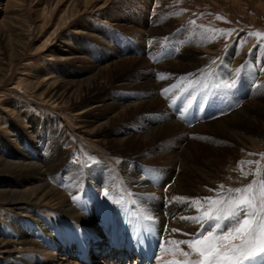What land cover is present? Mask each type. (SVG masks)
Masks as SVG:
<instances>
[{"label":"bare ground","instance_id":"6f19581e","mask_svg":"<svg viewBox=\"0 0 264 264\" xmlns=\"http://www.w3.org/2000/svg\"><path fill=\"white\" fill-rule=\"evenodd\" d=\"M21 2L20 0H0V87L7 78L8 69L14 67L24 48L25 39L23 40L21 34L24 23L16 13ZM93 2V0H74L73 4L68 7L66 17L60 18L59 24L63 26L67 22H73ZM59 3L56 8H59ZM116 13L117 11L106 20L107 23L123 25L121 14L116 15ZM152 14L154 16L155 11ZM145 15L147 16L148 12ZM93 28L95 29L94 25H84L82 29H79V33L99 36L106 43L116 41L114 32L109 28L106 29V39L102 34L94 33ZM141 30L138 29V33ZM146 36L144 34L141 37L146 40L148 38ZM152 43L154 44V41ZM52 53V57L55 54L59 60L86 59L83 51L77 49L69 53L68 57L53 51ZM126 60L122 58L115 62L111 61V64H104L95 71L92 70L91 72H94H90L89 75H84L89 71L88 66L85 65L86 69L81 68L84 72L80 77L76 74L79 68H72L71 73L74 74L72 78L54 75L55 72L59 73V68L54 67L51 72L42 75L40 79L37 77V79H31L32 81L24 82L26 89L45 102L60 108L67 105L74 107L76 115L81 118L78 128L90 135L88 139L93 145L107 148L105 144L110 145L115 141L117 150H123L131 143L141 148L130 154H122L121 161L118 163L105 159L106 161L99 162L100 169L76 164V167L69 168L66 173L62 171V168L66 167L64 164L66 155L64 156L58 139H55V131L48 127L45 131L39 129L41 122L35 120L36 118H30L27 122V108L22 112L15 107L8 106L9 109L6 112L13 118L14 123L2 120L0 114V133L5 132V137L10 142L8 144L17 148L12 151L7 149V146L2 148L0 141V175H3V178L0 177V204L11 208L12 216H23L24 211L22 210L27 211V215H24L22 220L12 219L4 228H0L1 252L12 251L11 248L4 247L5 243L10 242V232L16 236L14 237L16 242L19 240L23 244V254L17 257H20L19 262L10 261L6 264H126L127 251L116 247L121 240L134 242L140 249L144 246V242L155 249L163 245L157 250L154 264H168L170 259L167 261V252H172L173 246L166 245L165 242L174 239H188L189 237L182 233L194 234L200 229L198 223L181 219V217L199 215L200 212L197 209L205 204V201L200 200V204L192 205L181 198H190L192 196L190 194L196 190L204 195L206 188L204 185L199 187L201 184L198 185L200 179L198 175L213 171L212 168L216 165H221L226 171L232 165V160L218 155L204 157L193 153L191 147L193 138L189 140L171 138V135L182 134L184 131L189 132L193 129L192 127L186 128L187 124L180 121V116L174 115V117L171 112L152 116L153 118L144 125L127 124V119L134 118V114L139 112L142 104L149 102L148 105L154 104L164 108L165 103L162 105L163 99L158 94L160 83L156 79L157 65L153 69L156 74L150 73L151 69L137 72L131 77L135 82L125 76L113 78L114 69ZM85 63L88 61H84ZM177 64L181 65V62ZM60 71L66 73L65 68ZM260 78L262 79V75ZM136 80L141 81L139 83L149 91L147 93L146 91L139 93L131 91L122 97L116 96L115 88L125 86L131 89L138 85ZM92 97L93 101L106 97L109 102L100 99L99 104L91 105ZM251 108L243 107L229 118L218 120L214 123L215 131L230 133L242 144L250 141L260 129L264 131V111L261 113L253 110V113ZM252 113L254 115H251ZM182 116L185 115L182 114ZM122 120L125 124L121 123ZM46 123L48 124L45 121L42 125L45 126ZM242 124H247V126L244 125V127ZM263 139L260 137L258 142L261 143ZM167 141L177 147H169L171 152L163 148L160 151L162 161L159 163L150 161L148 157L150 152L155 148L165 147L163 145H166ZM177 148L182 150L179 151ZM103 164L109 165L106 168ZM168 183L170 185L167 186L168 191L166 192L163 186ZM209 187L210 185L207 187L208 190ZM81 189H87L93 200L85 198V195L74 202L73 196L76 197ZM105 192L108 193L107 196ZM165 193L168 202L161 206L163 202L159 198ZM112 195L113 199H126L127 203L135 207L142 206L151 213L153 218L146 220L144 215H139V211L131 213V210L126 208L121 213V221H118L114 218V211L99 201V197L108 198ZM42 208L44 213L38 211ZM104 212L108 214L106 218L108 221H102L97 227L99 216ZM83 215L90 217V221H85ZM158 224L165 225L166 230L163 231ZM173 228L180 229V232L173 233L171 231ZM160 237H163L162 244L158 241ZM180 247L186 249V245ZM172 257L173 260L183 259L174 250Z\"/></svg>","mask_w":264,"mask_h":264},{"label":"rangeland","instance_id":"374dc122","mask_svg":"<svg viewBox=\"0 0 264 264\" xmlns=\"http://www.w3.org/2000/svg\"><path fill=\"white\" fill-rule=\"evenodd\" d=\"M20 1H22L21 6L15 12L23 20L21 34L26 42L24 41L23 51L16 60V64L10 70L8 69L7 78L0 87V114L2 120L14 123L13 118L6 112L9 107H15L22 112L27 108V122L30 118H36L35 120L41 122L39 129L45 131L48 127L55 131V139H58L62 152L64 156L66 155V162H64L66 167L62 168V171L67 173L69 168L76 167V164L100 169V161L118 163L121 161L122 154H130L141 148L131 143L127 148L117 150L115 141L110 145L105 144L107 148L93 145L88 139L90 135L78 128L81 118L76 115L74 107L67 105L60 108L45 102L26 89L24 82L32 81L31 79H37V77L40 79L54 67L59 68V73L55 72L54 75L72 78L74 77L71 73L72 68H79L76 74L80 77L84 72L83 69H86L84 66L87 65L89 71L84 75H89L99 66L124 58L127 60L114 69L113 78L125 76L132 80L131 77L137 72L150 71V69V73L156 74L153 69L157 65L156 79L160 83L158 94L163 99L162 105L165 103L164 108L154 104L148 105L149 102L142 104L139 112L136 113L138 116L134 114V118H128L127 124L144 125L154 116L171 112L173 116H180V121L188 125L183 124L186 128H193L189 132L171 135V138L186 140L193 138L191 139L193 153L204 157L218 155L232 160V165L226 171L221 165H216L212 168L213 171L198 175L200 178L198 185L201 184L199 187L204 185L205 193L203 195L196 190L190 194L192 195L190 198L200 196L203 200V197H213L216 192L210 190H218L220 184H223L225 188L242 187L254 179L253 175H242L241 170L245 173H254L259 167L264 173V159L260 155H253L264 153V139L261 141L262 145L258 142L260 137L264 138L262 129L245 144L240 143L230 133L217 132L214 129L215 122L229 118L243 107H252V111L261 113L264 111V0H93V4L78 15L76 20L67 22L63 26L59 24V20L66 17L68 7L74 0ZM58 2H60L59 8H56ZM116 11V15L121 14L123 25L107 23L106 20ZM153 11H155L154 16ZM146 12H148L147 16ZM92 24L95 27L94 33L102 34L104 39H106V29L109 28L114 32L116 41L106 43L99 36L79 33V29H82L84 25L93 26ZM137 28L142 29L141 32L138 33ZM144 34L148 37L146 40L142 38ZM75 49L83 51L86 59L59 60L55 54L54 57L51 55L53 51L68 57L69 53ZM86 60L88 63L84 64ZM178 62H181V65H178ZM62 68L66 69V73L60 71ZM92 70L94 71L91 72ZM136 81L138 85L131 89L125 86V88H115L116 96L122 97L131 91L134 93L149 91L139 83L141 81ZM105 98L101 97L93 101L92 97L91 105L99 104L100 99L109 102ZM210 104H213L212 109L220 110H215L216 116L214 113L204 111ZM223 107H225L224 110ZM202 111L204 114L195 117ZM253 113L251 115H254ZM45 121L48 124L43 126L42 123ZM121 123L125 124L123 120ZM244 125L247 126L242 124ZM0 141L2 148L7 146V149L11 151L17 150L9 145L5 132L0 133ZM177 143L176 145L179 144ZM165 144L163 145L165 147H158L150 152L148 156L150 161L159 163L162 161L160 151L166 148L171 152L169 147L175 146L168 141ZM211 149L213 150L210 151ZM177 150L182 149L177 148ZM108 165H105L106 168ZM2 176L0 175L1 178ZM168 185L170 183L163 186L166 192ZM208 185H210L209 190ZM85 195V198L93 200L87 189H81L76 197ZM112 197L113 195L108 198L99 197V201L114 211V218L118 221H121V213L126 208H129L131 213L139 211V215H145L147 212L142 206L135 207L127 203L126 199ZM159 199L163 202L161 206L168 202L166 193ZM76 201L77 199L74 200ZM22 211H24L23 216H12L11 208L0 204V228H4L12 219L22 220L27 215L26 209ZM38 211L44 213L43 208ZM87 215L90 216V214ZM107 215V212H104L99 216L97 227L102 221H108ZM83 218L85 221H90V217L83 215ZM164 226L161 225V229ZM192 229L195 230V228ZM10 234V242L5 243L4 247L11 248L12 251L1 252L0 250V264L10 261L19 262L20 257H17L23 254V244L19 240L16 242L14 238L16 236L11 232ZM167 254V261L169 259L172 261L173 250ZM96 262L100 263L97 260Z\"/></svg>","mask_w":264,"mask_h":264},{"label":"snow or ice","instance_id":"6c2138e0","mask_svg":"<svg viewBox=\"0 0 264 264\" xmlns=\"http://www.w3.org/2000/svg\"><path fill=\"white\" fill-rule=\"evenodd\" d=\"M253 155L264 159V153ZM241 174L253 175L254 179L242 187L218 185V190H210L216 192L215 197L203 198L205 204L197 209L199 215L181 217L198 223L200 229L194 234L182 233L188 239L165 242L183 257L168 264H264V173L258 167L254 173L241 170ZM181 199L192 205L201 200ZM152 218L150 212L145 213L144 219ZM171 231L176 233L180 229ZM181 245H186V249Z\"/></svg>","mask_w":264,"mask_h":264}]
</instances>
